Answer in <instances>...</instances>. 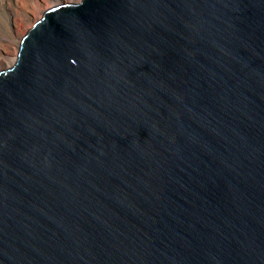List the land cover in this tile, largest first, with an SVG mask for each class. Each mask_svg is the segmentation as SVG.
<instances>
[{
	"label": "water",
	"instance_id": "1",
	"mask_svg": "<svg viewBox=\"0 0 264 264\" xmlns=\"http://www.w3.org/2000/svg\"><path fill=\"white\" fill-rule=\"evenodd\" d=\"M0 264H264V0H103L0 77Z\"/></svg>",
	"mask_w": 264,
	"mask_h": 264
},
{
	"label": "bare ground",
	"instance_id": "2",
	"mask_svg": "<svg viewBox=\"0 0 264 264\" xmlns=\"http://www.w3.org/2000/svg\"><path fill=\"white\" fill-rule=\"evenodd\" d=\"M32 1L36 11V13L34 14V18L36 19L39 17L37 16L38 15L37 12L39 13V15L42 12L40 5L41 2H43L44 0H32ZM66 1L68 0H53V7L46 10L42 14V17L39 20H37L29 29H27L28 24L23 23L24 22L23 17L18 13L15 14L16 15L14 17L15 28L12 31L11 35H5V34L0 35V39L2 41V46H3L0 52V66L4 69V70H0V77L17 73L19 60H20L21 44L27 43L29 40L36 38L38 27H44V19L53 21V15L59 14L64 11L84 13V5L90 6L99 3L103 0H81L78 3H68V2L63 3ZM58 3H63V4L57 5ZM26 29L27 31L24 34V30ZM20 39H22L21 42Z\"/></svg>",
	"mask_w": 264,
	"mask_h": 264
},
{
	"label": "rangeland",
	"instance_id": "3",
	"mask_svg": "<svg viewBox=\"0 0 264 264\" xmlns=\"http://www.w3.org/2000/svg\"><path fill=\"white\" fill-rule=\"evenodd\" d=\"M80 1L81 0H70V1L68 0L63 3H67V2L68 3H78ZM8 2L11 4H9ZM63 3H58L57 5L63 4ZM40 6L42 9V12L40 13V15L37 12L38 14L37 16L39 17L35 19L34 14L36 13V11H35L32 0H0V35L2 34L11 35L12 31L15 28L14 17L16 16L15 15L16 13L20 14L23 17V21H24L23 23H27L28 24L27 29H29L37 20H39L42 17V14L46 10L53 7V0H44L43 2H41ZM27 29L24 30V34L26 33ZM21 40L22 39H20V42ZM2 48H3L2 41L0 39V52ZM17 52H18V49H17ZM16 56H17V53H16ZM0 70H4V69L0 66Z\"/></svg>",
	"mask_w": 264,
	"mask_h": 264
}]
</instances>
